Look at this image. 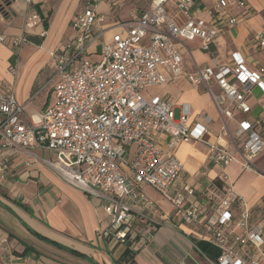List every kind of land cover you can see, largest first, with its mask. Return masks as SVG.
<instances>
[{"label": "built area", "instance_id": "obj_1", "mask_svg": "<svg viewBox=\"0 0 264 264\" xmlns=\"http://www.w3.org/2000/svg\"><path fill=\"white\" fill-rule=\"evenodd\" d=\"M25 1L31 4L33 0ZM97 2L86 0L71 21L73 36L49 52L55 99L44 111L27 116L25 105L17 100L14 81L0 78V178L6 177L8 158L16 146L45 149L55 154L49 164L65 181L95 198L109 200L103 205L110 216L109 227L102 230L106 238L118 243L130 239L131 204L144 202L141 186L148 185L170 201L187 224L204 227L218 250L215 259L208 258L210 264H264V222L252 219V209L230 184H224L223 197L211 211L191 200L194 189L190 186L172 194L184 170L176 146L203 141L207 130L190 124L188 104L182 105L176 118L171 98L143 94L144 89L168 80L159 71L160 65L172 80L185 78L194 86H205L222 119L221 135L209 143L210 159L226 168L241 157L249 168L264 148V120H242L235 131L229 122L236 111H251L252 88L264 91V69L250 70L245 59L235 54L232 64L197 66L186 72L181 48L184 41L200 39L201 49L210 51L218 44L220 32L214 20L221 18L226 26L237 24L245 15L232 16L228 8L245 11V0H218L203 10L209 19L195 12L197 0H150L143 13H133L121 24L125 33L99 43L100 57L92 60V46L104 34L97 30L104 20ZM38 20L37 13L29 14L26 24L32 26ZM5 40L7 36L0 33V42ZM253 41L264 47V34H256ZM10 42L18 48L28 38L22 34ZM8 71L12 78L18 76L15 64ZM214 85L219 92L213 90ZM161 135L170 137L166 147L157 143ZM132 146L136 154L130 159ZM221 178L227 174L223 172ZM6 264L17 263L8 260Z\"/></svg>", "mask_w": 264, "mask_h": 264}, {"label": "crops", "instance_id": "obj_2", "mask_svg": "<svg viewBox=\"0 0 264 264\" xmlns=\"http://www.w3.org/2000/svg\"><path fill=\"white\" fill-rule=\"evenodd\" d=\"M137 0H98L97 10L104 20L97 25L104 31L100 41L110 40L115 33H125L121 24L133 13L141 14ZM218 0H197L194 10L209 19L205 8L214 7ZM245 11L235 6L228 8L232 16H244L233 26H226L221 18L214 20L220 29L218 44L210 51L201 49V40L181 44L186 72L197 66L232 64L234 55L242 56L250 70L264 69V47L254 44L256 34H264V0H245ZM150 3V1H149ZM118 4L116 7L115 5ZM83 0H0V33L7 40L0 42V78L14 81L16 97L25 105L27 116L44 111L55 99L53 60L50 51L73 36L71 21L84 8ZM37 13L36 24H26L29 14ZM241 15V16H240ZM44 19L48 20L47 29ZM46 34L42 36L43 31ZM96 30V31H97ZM25 34L28 42L13 47L10 40ZM42 39L41 44L35 43ZM103 39V40H102ZM100 45L95 49L99 51ZM15 64L18 76L8 71ZM159 71L168 79L143 90L145 97L166 96L175 103V113L188 104L190 124L206 127L203 141L180 142L177 157L184 163L180 178L173 185V195L183 192L185 186L194 189L192 201L206 211L213 210L223 197V186L230 184L253 209L264 197V148L252 160L249 168L241 157L226 168L210 159L209 143L221 135L222 119L205 86H194L185 78L172 80L163 67ZM155 88L159 90L154 91ZM213 90L220 89L214 85ZM251 111L235 112L229 122L231 131L248 119L254 123L264 120V91L254 86L248 99ZM178 116V117H179ZM264 124H262L263 126ZM264 136V128H263ZM169 136L161 135L157 143L166 147ZM230 143V139L226 138ZM1 143V141H0ZM8 158L6 177L0 178V264L12 260L17 264H210L218 250L211 244L209 234L201 225L187 224L155 188L142 185L144 202L132 203L133 221L130 239L118 243L102 234L110 225V216L104 208L107 198H95L68 183L49 162L55 154L45 149H26L16 146ZM0 147V158L2 157ZM136 147L130 148V159ZM227 174L226 179L221 174ZM130 250L129 259L124 252Z\"/></svg>", "mask_w": 264, "mask_h": 264}, {"label": "trees", "instance_id": "obj_3", "mask_svg": "<svg viewBox=\"0 0 264 264\" xmlns=\"http://www.w3.org/2000/svg\"><path fill=\"white\" fill-rule=\"evenodd\" d=\"M44 26L47 29V27H48V20L47 19H44ZM43 38L44 37H41L39 40H36L35 43L41 44ZM262 207H264V197H263L262 202L252 209V219L253 220L264 222V219L261 217L263 215L262 213L264 212V208H262ZM129 256H130V250L128 249L124 252V257H127L126 258V260H127V259H129Z\"/></svg>", "mask_w": 264, "mask_h": 264}, {"label": "rangeland", "instance_id": "obj_4", "mask_svg": "<svg viewBox=\"0 0 264 264\" xmlns=\"http://www.w3.org/2000/svg\"><path fill=\"white\" fill-rule=\"evenodd\" d=\"M84 1V4L86 3V0H83ZM149 1L150 0H137L136 1V4L138 5V7H139V9L140 10H143V9H141V8H145V7H147L148 6V4H149ZM118 4H116L115 5V7L117 6ZM42 34H46V32H45V30L43 31V33ZM43 36V35H42ZM101 40V39H100ZM97 41L95 44H93V46H92V50H94L95 51V53H91L90 55H89V58L90 59H92V60H97V59H99V51L98 50H96L95 49V47H96V45H98V43H100L101 41ZM103 40V39H102ZM157 90H159V88H155L154 89V91H157ZM178 116H179V110L177 109L176 110V118H178ZM262 208H264V207H262ZM263 212V211H262ZM263 215L261 216L263 219H264V212L262 213Z\"/></svg>", "mask_w": 264, "mask_h": 264}]
</instances>
